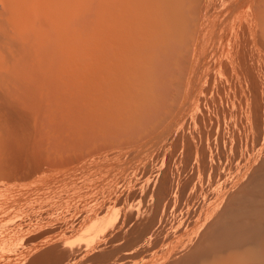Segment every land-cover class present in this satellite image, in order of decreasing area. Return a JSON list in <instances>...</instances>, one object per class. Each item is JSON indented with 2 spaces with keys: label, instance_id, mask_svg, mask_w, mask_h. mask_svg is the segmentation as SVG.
Segmentation results:
<instances>
[{
  "label": "rangeland",
  "instance_id": "1",
  "mask_svg": "<svg viewBox=\"0 0 264 264\" xmlns=\"http://www.w3.org/2000/svg\"><path fill=\"white\" fill-rule=\"evenodd\" d=\"M47 1L18 32L51 17L55 81L0 84V264H185L211 226L264 228V0ZM19 38L0 68L32 80Z\"/></svg>",
  "mask_w": 264,
  "mask_h": 264
},
{
  "label": "bare ground",
  "instance_id": "2",
  "mask_svg": "<svg viewBox=\"0 0 264 264\" xmlns=\"http://www.w3.org/2000/svg\"><path fill=\"white\" fill-rule=\"evenodd\" d=\"M44 1H47V0H44ZM8 2L9 3H4V0H3V2H1V4H0V42H2L4 37H10L12 34H17V36L18 35L20 36V38H19L20 41L18 42L19 47L17 46L18 47L17 51H18V54L24 60H26L27 64H25V66L30 70L31 75L29 77H31L32 80H27L24 76H22L24 74V70L18 68L16 65L15 66L8 65L7 67L5 66L4 68H0V84L2 86V82H4V80L6 81L7 78L14 79V78H16V76H18V78L20 77L23 79L20 82H17V84H16L17 87L23 88V89H28V90H35V89L38 90L39 88L43 87L42 86V84H43L42 77H43V80L47 79V80L55 81V79H52L55 77L54 74L56 75L55 67L57 65V61L55 59L64 60L63 57L67 58V55L64 54V51H62L61 46H58L60 44L56 43L58 41L57 38H56V42L54 39H53L54 41L52 40V37L55 38V36H53L52 32L54 31L53 29L56 27L52 26V21L50 19L51 18L50 16H48L50 21H48V19H47L48 17L46 18L44 16V19H46L47 22L43 18H41L45 21V24H47L45 28L50 27L51 30H53L51 32H48L49 35H47V36L49 39H46L47 40L45 42L46 46L40 50V51H42L44 49L43 53L39 52V49H37V50L34 49L33 46L29 42L31 37L37 38V35L39 34V32H38L39 28H42V26H40V25H39L40 27L38 28V23L40 22L41 19L38 22L25 25L22 28L23 29L22 33L18 32L19 26L23 22V21L20 22L21 20L28 18V17H32V15H34L36 13L38 14L39 5H40L39 0H10ZM51 2H53V1H50V3ZM66 4H67V2H64L63 6L64 5L66 6ZM147 4H148V0H139L140 12H141V15L143 18L147 17V15H148ZM63 6H62V8H63ZM7 14H12V15L18 17V22H15V21L9 19L8 17L6 18L5 16ZM143 18H141V19L143 20ZM43 20L41 23H44ZM58 22H56V23H58ZM132 23H133L134 29H137V31L146 28L145 21H143V23H141V22L139 23L137 17H135L131 20V24ZM86 24H87V21H86ZM55 25H57V24H55ZM52 27H54V28L52 29ZM50 28H49V30H50ZM140 32H138V33H140ZM51 34H52V36H51ZM133 40H135V38ZM139 49H141V51H143L144 47H142V48L138 47V49H137L138 50L137 54L142 55V53L140 52ZM147 51L148 50H146V52ZM66 53H67V51H66ZM42 54H43V59H42ZM64 55H66V56H64ZM148 55L149 54L147 53V56ZM113 57H115V56H113ZM55 61H56V63H55ZM123 62H125V61H123ZM65 65H66V62H65ZM58 68H60V67H58ZM56 70H58V69H56ZM40 76H41V78H40ZM56 77L61 80V77L60 78L58 76H56ZM64 78H66V77H64ZM58 83H60V82H58ZM58 83H55V85ZM63 84H65V82ZM0 88H2V87H0ZM0 92L3 94V92H4L3 89H0ZM1 97H4V95L0 96V98ZM0 104H2V101ZM226 214H228V212ZM249 222H251V221H249ZM249 222H246V223L242 222L244 224H242L240 222L241 225H238V224H240V223H238L236 226L233 225L234 227H232V226L228 227L226 224H223V223L222 224L219 223V225H220L219 227L211 226L214 229H216V228L217 229L215 231L211 230L212 233L208 234L209 236L208 237L206 236L207 237V238L205 237L206 239L204 238L201 242L196 244V248H197L196 250L197 251H195L193 253L194 255L192 257H189L187 260H185L186 261L185 264H187L188 261H189L188 264H214V263L215 264H227L225 258L222 257V253L224 254V252H228V251L244 256V258H245L244 264H264V257H263L264 256V228H262L263 227L262 225H261L262 227L259 225L260 228H258V226L257 227H255L254 225L252 226L251 224H253V223L250 224ZM248 223H249V225H248ZM258 223H260V222H257V224ZM254 224L257 225L256 222ZM250 225L252 227H250ZM248 227H250V229H254L251 231H255V232L249 233ZM206 235H207V233H206ZM249 253L257 255V257H255L253 260L249 259V260H251V261H249L248 257H247V255H249ZM242 256H240L239 258H241ZM241 263L243 264V262H241Z\"/></svg>",
  "mask_w": 264,
  "mask_h": 264
}]
</instances>
